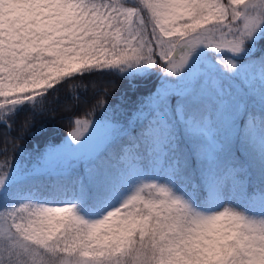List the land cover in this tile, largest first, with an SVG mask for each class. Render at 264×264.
Masks as SVG:
<instances>
[{
	"label": "snow or ice",
	"instance_id": "1",
	"mask_svg": "<svg viewBox=\"0 0 264 264\" xmlns=\"http://www.w3.org/2000/svg\"><path fill=\"white\" fill-rule=\"evenodd\" d=\"M0 127V264H264V0H0Z\"/></svg>",
	"mask_w": 264,
	"mask_h": 264
},
{
	"label": "trees",
	"instance_id": "2",
	"mask_svg": "<svg viewBox=\"0 0 264 264\" xmlns=\"http://www.w3.org/2000/svg\"><path fill=\"white\" fill-rule=\"evenodd\" d=\"M98 87H103V85H98ZM120 85L117 82L114 89L110 88V91L119 90ZM83 98L82 93H78ZM66 103H71L67 99V94L65 90H61L57 94V98L53 101L51 107L55 108V111L46 113L44 116L37 119V124L43 126L44 135L37 134V138H26L21 143H24L29 151H32L34 147L39 145L41 149L44 148L46 141L59 142L60 139L67 134L70 130V124L68 119V113L65 111L64 105ZM13 136L16 135L15 132L12 133ZM5 130L0 127V160H3L9 156H15L16 153L13 151L11 144L7 145V151H5Z\"/></svg>",
	"mask_w": 264,
	"mask_h": 264
}]
</instances>
